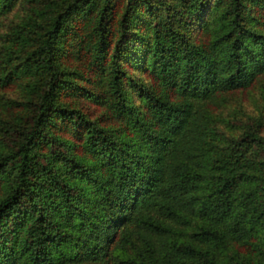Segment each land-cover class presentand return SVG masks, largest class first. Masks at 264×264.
I'll list each match as a JSON object with an SVG mask.
<instances>
[{
    "label": "trees",
    "instance_id": "trees-1",
    "mask_svg": "<svg viewBox=\"0 0 264 264\" xmlns=\"http://www.w3.org/2000/svg\"><path fill=\"white\" fill-rule=\"evenodd\" d=\"M46 8L44 23L6 33L30 45L24 67L38 80L27 121L0 127V264H264V134L243 125L213 155L208 139L210 105L264 75V0ZM65 32L82 83L56 61ZM81 98L116 122L90 118Z\"/></svg>",
    "mask_w": 264,
    "mask_h": 264
},
{
    "label": "rangeland",
    "instance_id": "rangeland-1",
    "mask_svg": "<svg viewBox=\"0 0 264 264\" xmlns=\"http://www.w3.org/2000/svg\"><path fill=\"white\" fill-rule=\"evenodd\" d=\"M14 0L12 5L3 11H0V76L9 75L4 83L0 81V127L19 128L23 125L30 113V103L34 99L35 89L33 83L38 80V74L35 71H28L24 67L25 57L30 45L17 46L11 41L5 40L6 33L26 21L35 19L37 23H44L49 10L44 12L43 16L39 14L40 9L49 8L56 0ZM46 8V9H47ZM120 9V3H116V11ZM114 19V18H113ZM109 24H114L110 22ZM111 24V25H112ZM133 25H139L134 22ZM196 25L182 27L189 36L197 33ZM37 28V25H36ZM63 41V42H62ZM70 34L65 32L61 41L57 45L56 61L65 71V77L70 80L83 82L80 79L81 74H86V70L79 61L71 59L68 56L69 45H71ZM82 57V55L80 54ZM141 63V59L139 61ZM127 73L135 80L142 79L147 81V77L142 73L138 65H124ZM130 101L136 106H140L138 96L129 90ZM59 98L63 101H77V97L66 88L62 89ZM215 103L210 105L213 123L210 126L209 142L210 153L216 154L225 146L227 139L236 135L243 125H255L260 133L264 134V75L256 77L249 85L224 93ZM88 112L90 118L113 119L102 106L88 98H81L79 102ZM115 121V119H113ZM116 122V121H115ZM15 134V133H13ZM62 136L70 137L69 132L61 131ZM0 131V152H2L7 143L3 139ZM71 150H78L77 143L72 145ZM8 182L0 181V196L5 192ZM96 264V263H95Z\"/></svg>",
    "mask_w": 264,
    "mask_h": 264
}]
</instances>
